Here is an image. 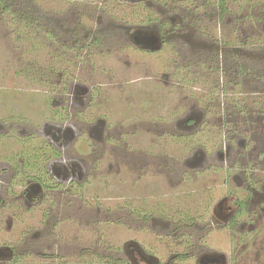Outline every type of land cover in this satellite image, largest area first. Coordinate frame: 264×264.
I'll use <instances>...</instances> for the list:
<instances>
[{
  "label": "rangeland",
  "instance_id": "obj_1",
  "mask_svg": "<svg viewBox=\"0 0 264 264\" xmlns=\"http://www.w3.org/2000/svg\"><path fill=\"white\" fill-rule=\"evenodd\" d=\"M61 127L78 175L48 192L65 213L1 220L15 264H128L130 242L264 264V0H0V162L47 163ZM225 198L233 225L210 216Z\"/></svg>",
  "mask_w": 264,
  "mask_h": 264
},
{
  "label": "flooded vegetation",
  "instance_id": "obj_2",
  "mask_svg": "<svg viewBox=\"0 0 264 264\" xmlns=\"http://www.w3.org/2000/svg\"><path fill=\"white\" fill-rule=\"evenodd\" d=\"M135 34V35H134ZM132 38L136 39L141 45H152L158 41L159 33H134ZM67 127H61L58 129L57 135L49 137L50 139V152L53 157L47 162L46 157L38 156L37 152L28 149L23 152H14L16 159L9 163L0 162V222L2 219H11L15 216V210L23 206L26 211L30 210V207L48 203L47 212L43 213V216H55L59 212L65 213L64 207L58 205L53 211L50 200L51 192L61 186L59 178H64L71 183H75L74 176L78 175V170L64 157L63 149L56 147V144H64L69 134ZM30 138H28V142ZM52 148V151H51ZM62 153V154H61ZM12 158H10L11 160ZM66 159V160H65ZM78 178V177H77ZM11 186V187H10ZM14 187H18V192L14 190ZM59 207V209H57ZM244 200H230L228 198L217 201L211 210L210 216L216 221H226L231 225L235 224L238 217H241L245 211ZM60 217L58 220H61ZM55 220V221H58ZM229 224V225H230ZM51 226H55L54 221L51 222ZM47 227V226H46ZM39 232L36 233L37 239L40 238ZM42 237V236H41ZM27 246V245H26ZM25 246V247H26ZM127 247H124V253L127 255L128 264H160L159 260L148 250L142 249L136 242H130ZM146 251V252H145ZM15 253L14 247L4 243L0 244V264H15L20 257L13 256ZM186 254V252H184ZM176 260L177 253H175ZM187 256H181L180 262H184ZM227 258L223 253L214 251H203L197 255L195 264H227ZM177 262V261H176Z\"/></svg>",
  "mask_w": 264,
  "mask_h": 264
},
{
  "label": "trees",
  "instance_id": "obj_3",
  "mask_svg": "<svg viewBox=\"0 0 264 264\" xmlns=\"http://www.w3.org/2000/svg\"><path fill=\"white\" fill-rule=\"evenodd\" d=\"M222 2H223V0H219L220 5H222ZM146 21L151 22V20L149 18ZM232 106L235 108H238L239 110H242V111H244L247 107V105L244 104V102H238V101L232 102ZM51 151H52V148H51Z\"/></svg>",
  "mask_w": 264,
  "mask_h": 264
}]
</instances>
